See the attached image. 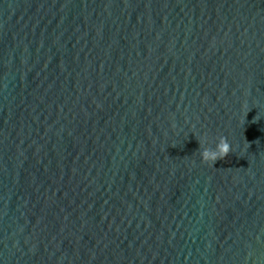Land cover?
<instances>
[{"label": "water", "instance_id": "water-1", "mask_svg": "<svg viewBox=\"0 0 264 264\" xmlns=\"http://www.w3.org/2000/svg\"><path fill=\"white\" fill-rule=\"evenodd\" d=\"M0 264H264V0H0Z\"/></svg>", "mask_w": 264, "mask_h": 264}, {"label": "clouds", "instance_id": "clouds-1", "mask_svg": "<svg viewBox=\"0 0 264 264\" xmlns=\"http://www.w3.org/2000/svg\"><path fill=\"white\" fill-rule=\"evenodd\" d=\"M222 140L225 141L220 145V155L218 157L213 158V163H215L216 159H223L228 156L230 152V145L226 142V138L222 137ZM204 158L207 159V153H204Z\"/></svg>", "mask_w": 264, "mask_h": 264}]
</instances>
